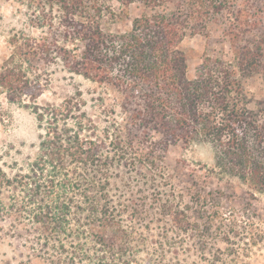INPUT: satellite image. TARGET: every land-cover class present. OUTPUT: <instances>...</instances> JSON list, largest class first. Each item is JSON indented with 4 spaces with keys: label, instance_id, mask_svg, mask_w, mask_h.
Returning <instances> with one entry per match:
<instances>
[{
    "label": "trees",
    "instance_id": "1",
    "mask_svg": "<svg viewBox=\"0 0 264 264\" xmlns=\"http://www.w3.org/2000/svg\"><path fill=\"white\" fill-rule=\"evenodd\" d=\"M26 1L37 33L14 30L8 37L0 91L13 103L29 105L45 133L26 173L10 178L0 165V191L21 188L26 231L39 245L33 247L38 256L48 264L137 263L150 234L124 225L129 207L109 197L110 167L146 168L140 175L154 186L166 170L165 148L180 136L210 141L220 169L264 192V99L251 109L243 85L247 76L264 75V0L242 7L235 0H116L126 8L140 2L145 9L129 30L118 32L106 24L129 13L111 0ZM212 25L223 26L235 61L207 53L191 77L181 44L189 34L208 35ZM59 65L124 94L122 107L132 126L126 139L117 121L112 132L106 127L100 135L98 125L79 120L73 134L67 126L58 132L60 121L84 104L74 97L58 105L37 103ZM86 128L91 135L82 133ZM160 131L164 141L154 135ZM153 200H161L158 193ZM136 201L130 200L133 221L146 218ZM9 210L0 193V213ZM159 214L162 233L179 235L171 244L178 253L191 219L169 200ZM145 229H152L149 223Z\"/></svg>",
    "mask_w": 264,
    "mask_h": 264
},
{
    "label": "rangeland",
    "instance_id": "2",
    "mask_svg": "<svg viewBox=\"0 0 264 264\" xmlns=\"http://www.w3.org/2000/svg\"><path fill=\"white\" fill-rule=\"evenodd\" d=\"M26 3V0H0V66L10 52L8 37L14 30L37 33L30 26L33 8L27 7ZM251 3L261 4L260 0H235L236 7ZM111 4L117 10L127 9L129 13L128 17L106 24L107 29L115 32L129 30L132 19L145 12L140 2L132 3L128 8L116 0H111ZM222 30L223 26L212 25L208 35L189 34L183 40L181 47L188 55L191 77L196 75L207 53L235 61L230 42ZM243 85L249 107L258 109L259 102L264 99L263 73L243 78ZM70 97L81 103L84 101V104L74 109L65 121H60L59 133H64L63 128L67 126L73 134L79 120L98 125L100 135L106 127L112 132L113 122L117 121L121 135L127 138L132 126L130 112H125L122 107L126 103L124 94L111 84L73 74L61 65L54 66L51 80L36 99L37 103L58 105ZM89 131L90 128H86L82 133L91 135ZM43 133L45 129L39 126L29 105L13 103L0 91V165L10 178L28 171L38 154ZM154 135L164 141L163 131ZM163 155L166 170L158 173L154 186L145 184L140 175L141 171L148 173L146 168L130 170L122 164L110 167L113 178L109 197L112 201L122 202L121 205H127L131 211L130 200L134 198L145 210L146 218L133 221L129 211L123 217L128 228L132 226L138 232L150 234L148 245H141L138 262L134 264H264V192L251 190L249 184L220 169L216 165L215 147L208 140L180 136L165 148ZM20 189L7 185L0 191L4 207L11 211L0 213V264H48L38 256L37 250H33L39 245L26 231L30 222L26 212L21 210L23 193ZM155 192L160 201L153 200ZM15 195L19 197L17 202H13ZM165 200L185 210L191 219L188 230L181 235L183 245L177 249L178 253L171 245L178 240L177 232L170 229L167 236L162 233L164 224L159 220L162 219L159 212ZM168 221L170 226V219ZM148 223L151 230L145 229ZM159 240H163L162 245Z\"/></svg>",
    "mask_w": 264,
    "mask_h": 264
}]
</instances>
